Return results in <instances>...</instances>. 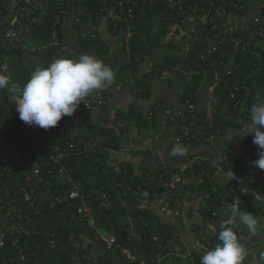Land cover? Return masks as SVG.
<instances>
[{
  "label": "trees",
  "instance_id": "16d2710c",
  "mask_svg": "<svg viewBox=\"0 0 264 264\" xmlns=\"http://www.w3.org/2000/svg\"><path fill=\"white\" fill-rule=\"evenodd\" d=\"M263 2L264 0L261 2V7ZM72 4L73 8L69 0H0V32L5 33L8 29H12L18 35V40L14 44L8 39L0 41V68L3 75L9 79V84L4 89L6 101L2 96L3 89H0V195L8 191L16 198L13 203L7 201L6 212L10 211L18 218L21 225L31 231L30 235L22 237L17 243L13 241L14 236L8 232L6 246L0 247V258L3 262L13 258V264H74L77 259H80L82 264H127L120 261V259L127 261L122 254V249L126 248L136 256V259L129 261V264H145L144 262L158 264L153 256L157 245L166 246L175 239H181V236L177 229L162 222L160 232L152 233L149 224L151 215L148 213L144 212L146 223L138 234H132L130 230L114 228L107 217L108 210L101 214L97 219L96 227L101 226L107 231H112L116 237L115 245L109 249L113 254L111 255L102 248L92 232L82 230L74 219L75 215L78 216L82 224L87 226L86 220L78 212L80 200L73 202L71 206L47 203L43 207L39 206L38 211L23 200L21 188L28 186L30 182H36L37 189L41 193L48 187L57 191L67 185L65 180L64 184H59L62 185L61 187L52 185L55 177L58 176L59 166L50 162L42 149L32 143V136L28 133L26 123L19 119V113L15 108L16 98L13 90L22 89L32 72L25 62L27 54L41 58L46 66L55 59L69 56L63 42L62 26L64 18L72 9L76 19L71 47L82 54L94 52L97 58L99 53L96 55V50L100 46V35L92 28L104 20L110 35L117 37L116 43L122 44L124 63L116 72L114 80L124 81L126 70L132 66L130 61L135 63L138 55H146L152 47H158L163 51L162 55L154 57L155 70L159 75L171 71L177 65L184 43L181 44L173 38L165 41L173 26L189 27V36L192 39L200 38L206 41L218 39L222 29L221 23L224 19H228L226 16L241 10L240 2L239 0H73ZM260 15L263 17L258 27L264 30V7L260 8ZM220 16H224L222 22L218 21ZM88 27L89 32L86 30ZM231 27L233 31L228 29L201 58L193 61L196 72L187 78L179 93L180 101L185 103V108L180 111L191 113L188 107L190 104L193 105L192 97L200 87L202 72L219 69L225 58L233 53L227 81H220L214 87L212 110L218 113L228 106L237 103L242 105V119L234 123L235 126L242 128L248 120L256 94L258 92L264 94V31L262 35L250 34L247 36V39H251L248 46L245 45L244 39L237 48L236 43L242 29L234 22H229V28ZM106 46L104 44V48ZM6 102L11 105L14 116L4 140V130L10 116ZM101 107L104 108L105 105ZM151 118L152 124H159L161 127L169 122H161L164 120V114L156 105L153 107ZM94 139L102 143L105 141V135H98ZM50 140L52 143H59L64 150H67L66 142L74 141L75 138L69 127L63 125L58 137ZM190 140H192L190 135H182L179 142L185 146ZM103 154L104 151L99 149L87 157L92 161ZM225 156L228 160V170L240 177L246 175L257 177L264 185V170L252 165V161L259 157L258 148L252 143L250 136L238 140L234 147L226 150ZM66 161L71 170L72 157L69 156ZM33 162L41 164L38 176H32L29 164ZM126 170L125 172L121 170L122 174L118 176L116 182L125 181L127 187L136 192L141 202L147 200L150 203L154 197L152 187L132 176L129 166H126ZM161 172L162 170H159L156 176L159 177ZM207 172L208 163L203 159L196 161L189 171L181 173L182 180L176 183L170 195L182 206L184 201L191 200L194 196L204 197L200 207L201 212L205 218L214 223V229L199 227V239L203 245L214 247L219 243L217 235L221 222L231 215V203L234 199L241 200V212H243L242 203L248 208L259 205L261 215L264 214V210L262 203L252 200L254 197L249 194L242 196L238 188L229 185V191L221 192L218 183ZM29 176H31L30 180L27 179ZM243 199L246 201L244 202ZM20 200L44 224L27 213L20 205ZM65 211L70 213L66 214L59 223ZM7 224L8 218L4 213L0 215V229ZM235 230L245 237L241 241L242 244L250 243L255 238H248L247 229L241 223ZM154 237L158 239L155 240ZM192 255L195 259L202 256L195 251H192Z\"/></svg>",
  "mask_w": 264,
  "mask_h": 264
},
{
  "label": "crops",
  "instance_id": "0c3cea01",
  "mask_svg": "<svg viewBox=\"0 0 264 264\" xmlns=\"http://www.w3.org/2000/svg\"><path fill=\"white\" fill-rule=\"evenodd\" d=\"M262 1L239 0L241 8L239 12L226 16L228 19L220 16L218 21L223 19L224 21H221L222 29L218 39L210 41L200 38L192 39L189 36V27L174 26L166 38H173L181 44L184 43V48L179 55L180 61L171 71L163 75L157 73L154 57H159L163 51L158 47H152L146 55H136L135 63L130 61L132 66L126 70L124 81L114 80L107 88L96 90L88 96L104 92L106 96L104 108L98 106L92 110H85L79 107L72 116H65L60 121L59 126H68L77 144L71 156V171L85 196L86 204L96 209L103 198H107L111 202L107 217L114 228L126 229L132 234H138L146 223L145 212L151 215L149 219L151 232L159 233L161 220L156 212L163 213L162 208L171 188L168 183H159L156 173L159 170H166L170 174L178 172L185 163L186 157L195 158L196 161L200 159L206 161L207 173L218 183L221 192L229 191V185L238 188L242 196L245 194L252 196L250 193L242 192V188H248L249 192L255 191L260 199L254 197L252 200L262 203L264 210V185L257 177L236 175L239 181H229L226 176L230 170L227 169L228 160L225 152L245 137L240 133L239 127L234 124L230 127L229 121L233 120L234 123L239 121L243 106L235 104L218 113L212 110L214 87L220 81H227L232 54L225 58L219 69L202 72L200 87L192 97L195 112L190 121L174 119L164 123L165 121L162 120L161 122L164 123L162 127L151 123L155 105L163 114L165 109L185 108V103L179 99V93L187 78L196 72L193 61L201 58L227 32L229 22H234L245 35L252 34L256 29L253 18L260 11ZM72 3L73 0H69L71 7ZM75 19L74 9H72L64 18L62 26L63 42L69 54L66 58H75L82 54L71 47ZM92 29H96L100 35V46L96 50V55L99 53L97 58L110 66L116 75L124 63L122 51L112 50L117 37L110 35L104 20ZM86 30L89 32V27ZM104 44L110 47L109 56L106 55L108 57L104 56L106 53L103 50L106 49ZM91 54L95 56L94 52ZM25 62L32 71L37 66H46L44 60L30 54L25 56ZM102 134L105 135V141L101 143L104 154L90 161L82 151L81 145L86 139ZM182 135H190L192 138L185 146L179 142ZM176 146L182 149V154L172 155V149ZM126 166H129L132 176L145 181L152 187L154 197L150 203L141 202L136 192L124 190V186L127 187L125 181L116 182L118 176L122 174L121 170L127 171ZM59 184H64V178L58 175L52 185L61 187L62 185ZM34 192L38 205L43 207L46 204V196L37 188ZM203 198L194 196L191 200L184 201L180 215L175 218L185 229L191 228L193 247L191 248L182 237L166 246L157 245L153 256L158 264H200L202 256L195 259L192 251L203 255L206 250L212 248L203 245L199 239V227L214 229V223L205 218L201 212ZM247 208L242 203V211L250 212L257 218L258 231L252 242L244 244L248 252L245 264H261V253L264 251V214L261 215L259 205ZM240 223L237 218V225ZM97 228L95 229L106 243L111 231L107 232L108 235L105 238ZM120 261L129 264L126 260L120 259ZM74 264H82V261L77 259Z\"/></svg>",
  "mask_w": 264,
  "mask_h": 264
},
{
  "label": "clouds",
  "instance_id": "9594fccd",
  "mask_svg": "<svg viewBox=\"0 0 264 264\" xmlns=\"http://www.w3.org/2000/svg\"><path fill=\"white\" fill-rule=\"evenodd\" d=\"M114 79L113 69L93 54L58 58L47 66H37L31 72L23 88L18 90L15 108L22 122L51 129L58 126L65 116H72L91 93L107 88ZM8 84V77L0 74V89H5ZM240 133L252 138L259 157L252 161V165L264 170V94H256L248 120ZM178 153L182 154V149L176 146L172 149V155ZM226 176L229 181H239L233 171H228ZM241 191L260 199L255 191L249 192L248 188ZM240 204V199L232 201L231 215L220 224L217 235L219 243L204 252L200 264H245L248 252L241 243L245 237L235 230L237 217L246 227L248 238L257 235L258 220L250 212H241Z\"/></svg>",
  "mask_w": 264,
  "mask_h": 264
},
{
  "label": "built area",
  "instance_id": "2783aa9c",
  "mask_svg": "<svg viewBox=\"0 0 264 264\" xmlns=\"http://www.w3.org/2000/svg\"><path fill=\"white\" fill-rule=\"evenodd\" d=\"M264 7V2L262 7ZM263 16L260 15V11L255 14L253 18V23L256 26V29L252 32L258 33L260 35L263 34V28H259L258 25ZM230 31H233V28H229ZM249 36V35H248ZM3 39H8L10 43L14 44L18 40V35L12 29H8L5 33L0 32V41ZM245 39V41H244ZM242 40L245 42V45L248 46L249 41L251 39H247V35L241 30L239 32V40L236 43L239 46L242 43ZM213 44L212 46H214ZM211 46V47H212ZM19 88L13 90V95L15 98L19 95ZM84 103V104H83ZM82 104H80V108H84L85 110H92L94 107L101 106L106 103V98L104 92H98L93 94L91 97H86ZM78 107V108H79ZM188 109L191 113H186L184 111L176 110V109H165L164 110V121H172L174 119H181L183 121H189L193 118L195 107L190 104ZM28 130V133L32 136V143L38 145L40 149H42L44 155L49 159L50 162L55 163L59 166L58 175L64 178L65 186L57 191H53L52 187H48L43 194L46 196V204L49 203L51 205L55 204H66L67 206H71L73 202L81 201V204L78 206V212L82 215V217L86 220L87 226L91 228H96L97 219L101 216L104 211L109 210L111 207V202L107 198H103L101 204L98 208L94 209L88 206L85 202V196L83 192L80 190L78 184L74 180L73 174L68 167V163L66 159L69 156L73 155V152L77 148V144L74 141H67L66 145L68 147L67 150H64L59 143H52L51 138L58 137V133L61 131V127L58 125L51 129H41L38 126H30L25 124ZM102 148L101 143H98L94 138H89L83 141L81 145L82 151L85 155H89L95 150H99ZM196 163L195 158L187 157L185 163L179 169L178 172L170 174L168 171L163 170L159 176V183H168L171 190L175 187L176 183L182 180L181 173L189 171L192 166ZM29 167L32 169V176H38L41 171V164L37 162H33L29 164ZM169 176V177H168ZM168 177V179H165ZM31 179V176L27 178ZM37 188L36 182H30L28 186L22 187V197L23 200L29 204L34 210H39L38 199L34 192V189ZM124 190L130 191L129 187L124 186ZM170 190V191H171ZM169 192L164 207L162 208V212L171 217L176 218L180 215L182 204L178 201H174ZM16 198L12 197L10 193L7 191L4 195H0V215L5 213V216L8 218V224L5 228L0 229V247L6 246V238L7 233L10 232L14 236V242L17 243L24 236L30 235L31 231L20 224L18 218L14 216L10 211L6 212L7 201L15 202ZM145 204H148L147 200L143 201ZM154 239H158L154 237ZM116 243V237L114 232L111 231V235L107 238L106 244L107 247L110 248L114 246ZM23 254V253H21ZM122 254L126 257L127 260L131 261L136 259V256L128 249L123 248ZM24 259V255L22 256ZM13 258L9 261L3 262L0 258V264H13ZM145 264H148L144 262Z\"/></svg>",
  "mask_w": 264,
  "mask_h": 264
},
{
  "label": "water",
  "instance_id": "95a60500",
  "mask_svg": "<svg viewBox=\"0 0 264 264\" xmlns=\"http://www.w3.org/2000/svg\"><path fill=\"white\" fill-rule=\"evenodd\" d=\"M0 74H3L1 68H0ZM2 96H3L4 100L6 101L4 89H3V92H2ZM6 104H7V106H8V109H9V112H10V116H9V119H8L7 125H6L5 130H4V137H3L4 140L6 139L7 130H8V128H9V126H10V124H11V121H12V118H13V116H14V112H13V109H12L11 105L8 104L7 102H6ZM15 161H16V160H15ZM19 203H20V205L26 210L27 213H29L30 215L34 216L33 213L27 208V206H26L21 200L19 201ZM68 213H70V212H69V211H65V212L62 214L59 223L62 222V220L64 219L65 215L68 214ZM156 214H157V217L161 220V222H162L163 224H166V225H168V226H171V227L177 229V230L179 231V233H180L182 239H183V240H184V241H185V242H186L191 248L193 247V242H192L193 232H192V230H191L190 227H187V228L185 229V228L182 226V224H181L178 220H175L174 218H171V217L165 215L164 213L156 212ZM34 217L38 220V222L44 224L43 221L40 220L38 217H36V216H34ZM74 219L76 220L78 226H79L82 230L92 232V233L98 238L99 242H100L101 245H102V248H103L106 252H108V253L111 254V252H110L109 248L107 247L105 241L101 238V236L99 235V233L97 232L96 229L83 225L82 222H81V220H80V218H79L78 216H76V215L74 216ZM46 227L49 228L50 226H49V225H46ZM111 255H113V254H111Z\"/></svg>",
  "mask_w": 264,
  "mask_h": 264
},
{
  "label": "rangeland",
  "instance_id": "374dc122",
  "mask_svg": "<svg viewBox=\"0 0 264 264\" xmlns=\"http://www.w3.org/2000/svg\"><path fill=\"white\" fill-rule=\"evenodd\" d=\"M174 27V26H173ZM172 27V28H173ZM171 28V29H172ZM170 33V32H169ZM169 39H171V38H166V42L167 41H169ZM180 43V42H179ZM237 45V44H236ZM106 49H103L106 53H105V55L104 56H106V55H108L109 56V53H108V51L110 50V47L109 46H106L105 47ZM237 48H238V46H237ZM121 49H122V44L119 42V43H116L114 46H113V48H112V50H118V51H121ZM231 54H233V53H231ZM231 54H229V55H231ZM228 55V56H229ZM108 56H106V57H108ZM237 106H241L240 104H236ZM242 107V106H241ZM240 119H242V115L240 116ZM240 119H239V121H240ZM234 124V122H233V120H231V121H229V126L231 127L232 125ZM241 129V128H240ZM250 201H251V203H252V200L250 199ZM257 205V204H256ZM98 231L101 233V235L103 236V237H107V235H108V231L105 229V228H102L101 226H99L98 228ZM261 255H262V257H261V262H262V264H264V251H263V253H261ZM127 262H129V260H127Z\"/></svg>",
  "mask_w": 264,
  "mask_h": 264
}]
</instances>
